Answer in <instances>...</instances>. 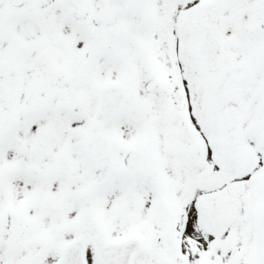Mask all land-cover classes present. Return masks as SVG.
<instances>
[{
	"label": "snow or ice",
	"instance_id": "obj_1",
	"mask_svg": "<svg viewBox=\"0 0 264 264\" xmlns=\"http://www.w3.org/2000/svg\"><path fill=\"white\" fill-rule=\"evenodd\" d=\"M0 264H264V0H0Z\"/></svg>",
	"mask_w": 264,
	"mask_h": 264
}]
</instances>
